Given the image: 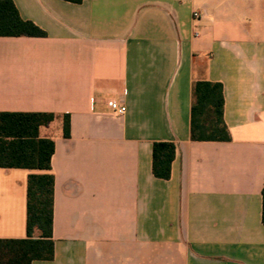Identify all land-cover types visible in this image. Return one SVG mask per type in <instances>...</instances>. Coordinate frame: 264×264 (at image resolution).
Listing matches in <instances>:
<instances>
[{
	"label": "crops",
	"instance_id": "crops-1",
	"mask_svg": "<svg viewBox=\"0 0 264 264\" xmlns=\"http://www.w3.org/2000/svg\"><path fill=\"white\" fill-rule=\"evenodd\" d=\"M12 1L46 36L0 37V112L56 118L49 170L0 168V241L48 173L54 257L30 264H264V0ZM196 80L222 84L229 141L190 140ZM155 141L176 144L167 180Z\"/></svg>",
	"mask_w": 264,
	"mask_h": 264
},
{
	"label": "trees",
	"instance_id": "trees-1",
	"mask_svg": "<svg viewBox=\"0 0 264 264\" xmlns=\"http://www.w3.org/2000/svg\"><path fill=\"white\" fill-rule=\"evenodd\" d=\"M80 4L84 0H63ZM45 37L46 33L20 17L12 0H0V37ZM189 137L191 141H229L223 120L224 96L221 83L196 80L191 88ZM56 118L50 112H0V168L47 171L51 166L54 142L42 137L41 129ZM62 136H69V117L62 115ZM176 153L171 141L152 143L151 171L167 180ZM26 237L0 241V264H30L52 260L53 177L33 173L27 178ZM261 221L264 226V185L261 189Z\"/></svg>",
	"mask_w": 264,
	"mask_h": 264
},
{
	"label": "built area",
	"instance_id": "built-area-1",
	"mask_svg": "<svg viewBox=\"0 0 264 264\" xmlns=\"http://www.w3.org/2000/svg\"><path fill=\"white\" fill-rule=\"evenodd\" d=\"M192 16L194 19H198L201 17V13H199L198 11H194ZM106 105L109 108L110 112L116 117H120L126 112V106L120 100L108 99L106 101Z\"/></svg>",
	"mask_w": 264,
	"mask_h": 264
}]
</instances>
